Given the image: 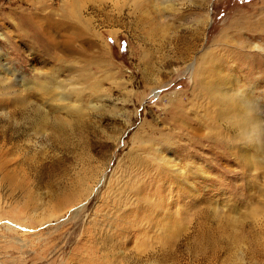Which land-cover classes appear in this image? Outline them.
Returning <instances> with one entry per match:
<instances>
[{
    "label": "rangeland",
    "instance_id": "1",
    "mask_svg": "<svg viewBox=\"0 0 264 264\" xmlns=\"http://www.w3.org/2000/svg\"><path fill=\"white\" fill-rule=\"evenodd\" d=\"M263 50L264 0H0V264H264V140L198 62L264 122Z\"/></svg>",
    "mask_w": 264,
    "mask_h": 264
},
{
    "label": "bare ground",
    "instance_id": "2",
    "mask_svg": "<svg viewBox=\"0 0 264 264\" xmlns=\"http://www.w3.org/2000/svg\"><path fill=\"white\" fill-rule=\"evenodd\" d=\"M259 30V29H258ZM239 51L243 50L239 47ZM264 51V50H263ZM211 52L205 51L200 54L198 60L199 64L203 62L206 64L205 70L210 76V82H215L213 84V89L218 88L217 97L220 103H224V106L229 111V114H232L230 119H226L225 123L233 135L239 138V141L243 145H257L259 142L264 140V122L262 119V106L259 105V102L253 97V91L250 88L244 90H239L238 84L240 81L237 76L232 73L230 70L231 66L228 68V65L223 60L215 56H210ZM249 52L246 55L247 59H251ZM252 57L262 58V54H251ZM218 59V60H217ZM7 63H2L0 60V82H9L7 76H13L18 78V76L12 72ZM196 67V66H195ZM201 65L198 66V68ZM11 68V67H10ZM224 72V74H223ZM8 76V77H9ZM245 77V76H244ZM246 82H250L246 77ZM218 83L220 84L218 87ZM25 80L19 78L18 86L22 88V92L25 90ZM23 94V93H22ZM245 141V142H243ZM245 152V149H244Z\"/></svg>",
    "mask_w": 264,
    "mask_h": 264
}]
</instances>
